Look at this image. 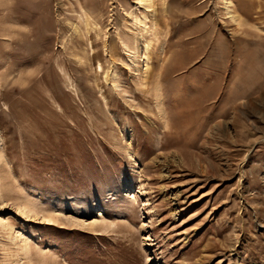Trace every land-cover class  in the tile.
<instances>
[{
    "label": "rangeland",
    "instance_id": "obj_1",
    "mask_svg": "<svg viewBox=\"0 0 264 264\" xmlns=\"http://www.w3.org/2000/svg\"><path fill=\"white\" fill-rule=\"evenodd\" d=\"M0 264H264V0H0Z\"/></svg>",
    "mask_w": 264,
    "mask_h": 264
},
{
    "label": "bare ground",
    "instance_id": "obj_2",
    "mask_svg": "<svg viewBox=\"0 0 264 264\" xmlns=\"http://www.w3.org/2000/svg\"><path fill=\"white\" fill-rule=\"evenodd\" d=\"M148 1H150V0H142V2L144 3V2H148ZM146 5V4H145ZM155 7V6H154ZM153 7V5L152 4H150L149 6H146V9H148V11H154V8ZM86 17V18H85ZM84 18H85V20H84V23L88 26L89 25V21H88V19H89V16L86 14V16H85ZM83 23V22H82ZM83 23V24H84ZM93 37V36H92ZM104 45H105V43H104ZM106 47V46H105ZM129 50V49H128ZM111 60L113 61V58L111 57ZM100 68L101 69H103V66L102 65H100ZM116 76V73H113V75H112V77H115ZM116 80V79H115ZM106 82H108V83H111V80H109L108 79V76H106ZM114 83H116V82H114ZM113 83V86L115 87L117 84H114Z\"/></svg>",
    "mask_w": 264,
    "mask_h": 264
}]
</instances>
